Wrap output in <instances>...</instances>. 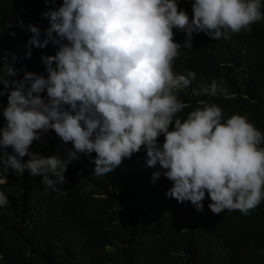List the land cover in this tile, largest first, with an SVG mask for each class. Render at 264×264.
I'll use <instances>...</instances> for the list:
<instances>
[{
	"label": "clouds",
	"instance_id": "obj_1",
	"mask_svg": "<svg viewBox=\"0 0 264 264\" xmlns=\"http://www.w3.org/2000/svg\"><path fill=\"white\" fill-rule=\"evenodd\" d=\"M262 9L264 0H193L190 18L179 0H62L43 14L49 18L43 35L29 22L26 58L50 42L57 50L41 57L47 76L0 66V96L8 100L0 127V185L8 183L9 170H28L42 177L46 191L65 195V173L78 154L94 152L93 174L106 176L144 149L148 166L158 164L172 182L168 197L203 211L207 193L213 214L247 215L264 201V133L245 116L225 118L221 107L204 100L181 119L188 105L178 93L196 73L177 74L174 62L182 47L193 49L194 33L228 39L264 20ZM173 29L186 33L183 44L175 42ZM20 71L21 79H10ZM218 91L216 81L192 90L210 97ZM50 130L73 145L67 158L29 151ZM8 202L0 191V206Z\"/></svg>",
	"mask_w": 264,
	"mask_h": 264
},
{
	"label": "trees",
	"instance_id": "obj_2",
	"mask_svg": "<svg viewBox=\"0 0 264 264\" xmlns=\"http://www.w3.org/2000/svg\"><path fill=\"white\" fill-rule=\"evenodd\" d=\"M192 2L179 0L190 18ZM61 3L0 0V66L47 76L41 57L55 55L57 46L50 42L44 49L33 48L26 58L27 25L38 26L43 35L49 27L43 14ZM20 20L23 28L17 26ZM173 31L175 42L183 44L186 33ZM192 48L182 47L174 62L177 74L196 73L178 93L188 105L179 117L186 118L204 100L221 107L225 118L245 116L264 133V20L228 39L194 33ZM212 81L223 91L214 97L193 95L194 88ZM7 103V94L0 96V127ZM163 141L161 135L159 143ZM72 148L50 130L29 151L67 158L66 150ZM95 155L78 154L71 161L61 189L65 195L46 191L42 177L28 170L22 175L9 170L8 183L0 185L9 201L0 206V264H264V201L247 215L239 210L215 215L206 193L203 211H198L190 201L179 203L166 195L173 184L158 164L148 166L144 149L106 176L93 174ZM156 171H161L158 179ZM0 173H5L2 164Z\"/></svg>",
	"mask_w": 264,
	"mask_h": 264
}]
</instances>
